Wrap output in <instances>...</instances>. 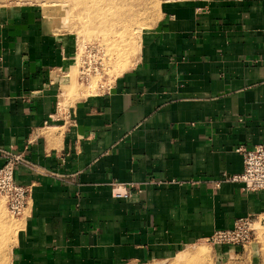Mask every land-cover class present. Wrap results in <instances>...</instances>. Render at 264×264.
<instances>
[{
	"label": "crops",
	"instance_id": "1",
	"mask_svg": "<svg viewBox=\"0 0 264 264\" xmlns=\"http://www.w3.org/2000/svg\"><path fill=\"white\" fill-rule=\"evenodd\" d=\"M160 9L130 69L66 110L70 43L34 6L0 10V166L5 151L30 164L14 171L30 193L11 264L164 259L242 217L264 236V191L222 179L264 141V0Z\"/></svg>",
	"mask_w": 264,
	"mask_h": 264
},
{
	"label": "rangeland",
	"instance_id": "2",
	"mask_svg": "<svg viewBox=\"0 0 264 264\" xmlns=\"http://www.w3.org/2000/svg\"><path fill=\"white\" fill-rule=\"evenodd\" d=\"M139 1H141L140 9L138 8L139 15L135 16L137 29H135L132 35L133 37L136 33V35H141L143 30L147 29L155 22L160 15L161 6L165 2L178 0ZM65 2L64 5L60 6L61 2H59V0H0V10L13 6H34L40 11L44 24L48 29L57 36H62L66 42L70 43V48L72 50L71 60L66 62V67L71 64L70 67L73 69L68 67L63 74L65 80L61 87L60 96L63 102L62 106H64L63 108L66 110L69 104L68 101L88 95V92H85V94L84 90L88 91L93 88L95 92L98 90V93L104 92L117 77L130 69L138 56L139 47L136 44L139 37L137 36V39L135 36V44L130 41L129 47L121 56V58H125L122 60L124 69L120 75L118 74L112 80L106 66L110 67L115 61L119 60L118 56L121 54V48L124 47L125 41L128 40L127 36L123 35L122 32L120 33V29L118 28L117 33H112L108 36H100V32L96 28L97 24H95L91 18L85 17L84 14L75 15L78 10L83 12V6H76L74 1L71 2V0ZM72 6H76L78 9L74 7L73 10H70L69 7ZM130 20L131 17L129 16L128 21ZM100 29L102 31L104 28L100 27ZM73 73L78 75L76 81H78L79 86L84 87L85 85L83 91L81 90L82 88L78 86L80 89L78 93L79 96L76 94L77 91L72 93L71 88L64 86V83H67V81L71 80L73 83V76L70 77ZM63 77L61 78V82ZM69 77L71 79H69ZM88 77H97V87L92 85L87 86ZM75 96L76 98H74ZM21 221V216L12 215L7 210L5 201L0 196V264L1 261H6L5 264H11V252L15 245L18 232L21 229ZM261 224L264 223L262 222ZM252 227L254 228L252 240L245 246L236 247L234 251L226 254L218 249V245H214L207 239H204L191 243L190 245H185L178 250L179 252L177 251L178 253L174 256L172 255L173 257L170 256L164 259H152L148 261H131L125 264H254L251 260L253 249L258 251L255 247H259V252L262 254L259 255L260 259V256L264 255V236L259 235L258 228L255 224H253ZM196 251L201 252L199 256H196Z\"/></svg>",
	"mask_w": 264,
	"mask_h": 264
},
{
	"label": "built area",
	"instance_id": "3",
	"mask_svg": "<svg viewBox=\"0 0 264 264\" xmlns=\"http://www.w3.org/2000/svg\"><path fill=\"white\" fill-rule=\"evenodd\" d=\"M237 151L242 155V172L235 175L224 174L222 179L243 183L245 189L249 191H264V141L250 149L238 147ZM3 156L5 161L0 166V196L12 215L21 216L27 204L30 189L15 181L14 171L18 165L30 166V164L20 154L5 151ZM113 196L126 199L129 197V190L120 184L114 185ZM254 222L256 220L252 217L238 218L231 228L215 230L207 240L214 245L243 247L252 240Z\"/></svg>",
	"mask_w": 264,
	"mask_h": 264
},
{
	"label": "bare ground",
	"instance_id": "4",
	"mask_svg": "<svg viewBox=\"0 0 264 264\" xmlns=\"http://www.w3.org/2000/svg\"><path fill=\"white\" fill-rule=\"evenodd\" d=\"M65 1H67V0H59V2H61L60 6L64 5V3H66ZM72 1H74L76 6H81V7L83 6V9H82L83 12L78 10L75 15L84 14L85 17L91 18L92 21L95 22V24H97L96 28L100 32V36H102V35L108 36V35H111L112 33H117V31H118L117 28L120 29V31H119L120 33L122 32L123 35L127 36L128 40L125 41L124 47L121 48V54H119V56H118L119 60L115 61L113 64L110 63V64H112V65H110V67L106 66L107 69L109 70L110 78L113 80L118 74L120 75V73L124 69L123 64H122L123 63L122 60H124L125 58H121L122 54H124L125 50H127V48L129 47L130 41H131V43H134V44L136 43V37L137 36L139 37V40H138L136 45H138V47H139V41L141 39L140 38L141 35H136L137 33L135 34L136 37L135 36L133 37L132 35L134 34L135 29H137L136 24H135V21H136L135 16L139 15V9H140V5H141L140 4L141 1H139V0H71V2ZM142 3H143V1H142ZM76 6L69 7V9L73 10L74 7H76ZM133 7H134V9H133ZM129 16L131 17L130 21H128ZM130 22H132V23H130ZM100 27L104 28V29L101 31ZM138 37H137V39H138ZM131 51H132V49H131ZM70 69H73V68L70 67ZM75 70H74V72H75ZM65 71H63V72H65ZM70 74H71V71H70ZM88 74H90V73H88ZM107 75H108V73H107ZM64 76H66V75H64ZM71 76H73V83L70 80V81H67V83L65 82L64 86L71 88L72 93H75L77 91L76 94L78 95L79 90H80L79 89V87H80L79 83H78V81H76V77L78 75L73 73V75H70V77ZM70 77H69V79H71ZM64 80H65V77H63L62 82H64ZM66 80H67V78H66ZM71 83H72V85H71ZM86 84H87V86L92 85L94 87H97L96 86V85H98L97 77H88ZM84 87H85V85H84ZM84 87H80V88H82L81 89L82 91H83ZM104 87H106V86H104ZM98 91L95 92L92 88L88 91L84 90V93L88 92V95H89V94L98 93ZM72 95H74V94H72ZM76 96L74 98H76ZM200 253H201L200 251H196L195 254H196V256H199ZM5 262L6 261H1V264H5Z\"/></svg>",
	"mask_w": 264,
	"mask_h": 264
}]
</instances>
